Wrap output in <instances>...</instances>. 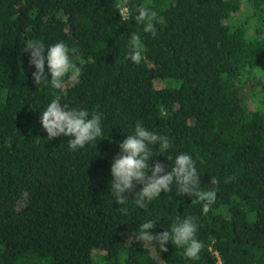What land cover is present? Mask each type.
I'll use <instances>...</instances> for the list:
<instances>
[{"label": "trees", "instance_id": "16d2710c", "mask_svg": "<svg viewBox=\"0 0 264 264\" xmlns=\"http://www.w3.org/2000/svg\"><path fill=\"white\" fill-rule=\"evenodd\" d=\"M138 6L164 17L155 38L120 17ZM131 33L145 49L139 65L127 58ZM34 40L77 48L79 83L34 84L24 51ZM262 61L264 0H0V264H264V89L253 108L241 94ZM57 98L102 114V137L75 151L71 137L48 140L40 117ZM138 121L172 142L164 155L153 147V161L187 153L202 191L219 181L206 215L175 185L147 208L134 192L115 203L112 157ZM177 217L195 218L200 259L132 237Z\"/></svg>", "mask_w": 264, "mask_h": 264}, {"label": "clouds", "instance_id": "9594fccd", "mask_svg": "<svg viewBox=\"0 0 264 264\" xmlns=\"http://www.w3.org/2000/svg\"><path fill=\"white\" fill-rule=\"evenodd\" d=\"M118 10L125 22L134 19L136 24L142 25L143 32L153 38L157 36L156 24L165 22L162 15L148 6H138L134 16L126 7ZM129 43L131 47L127 58L139 65L144 59L145 51L140 34L131 33ZM24 51L29 52L28 63L35 68L32 72L34 84L39 86L44 83L54 89L63 90L66 82L79 83L82 73L76 63L81 60L77 48H70L63 41L46 47L42 41L34 40L25 46ZM101 121L102 114H92L89 118L86 109H69L67 105H61L59 98L52 100L40 117L47 139L52 140L61 135L71 137L68 143L73 151L102 137ZM155 146L164 155L172 147V142L168 136L148 130L140 121L135 124L134 133L127 134L119 142L120 151L112 157L110 167V191L115 197V203L125 205L130 197L128 193L134 192L136 206L147 208L161 193H170L175 185L177 196H195L197 202L202 203V212L206 215L217 200L216 186L219 181L213 177L211 184L214 187L202 191L200 175L191 155L180 153L169 166V163L160 160L153 161ZM166 159L168 160L167 157ZM137 185L142 186L139 191H135ZM156 226V221L147 220L132 237L135 242L156 247L161 252H167V244L171 242L177 248L184 249L186 258L200 259L204 245L197 238L198 224L195 218L177 217L170 229L150 231Z\"/></svg>", "mask_w": 264, "mask_h": 264}, {"label": "rangeland", "instance_id": "374dc122", "mask_svg": "<svg viewBox=\"0 0 264 264\" xmlns=\"http://www.w3.org/2000/svg\"><path fill=\"white\" fill-rule=\"evenodd\" d=\"M244 7H241L239 11L233 13L232 19L242 17L244 14ZM163 81L154 80L156 86L163 85ZM264 61L247 77L245 83L241 88V94L247 103L249 108H253L259 104L261 99V93L264 87Z\"/></svg>", "mask_w": 264, "mask_h": 264}]
</instances>
